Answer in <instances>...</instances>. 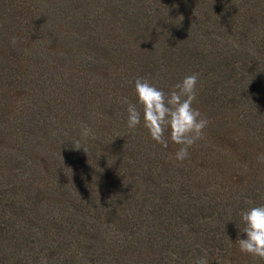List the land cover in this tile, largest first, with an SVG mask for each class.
Returning a JSON list of instances; mask_svg holds the SVG:
<instances>
[{"label":"trees","instance_id":"obj_1","mask_svg":"<svg viewBox=\"0 0 264 264\" xmlns=\"http://www.w3.org/2000/svg\"><path fill=\"white\" fill-rule=\"evenodd\" d=\"M193 73L181 163L122 100ZM261 154L264 0H0V264H264L235 244Z\"/></svg>","mask_w":264,"mask_h":264},{"label":"clouds","instance_id":"obj_2","mask_svg":"<svg viewBox=\"0 0 264 264\" xmlns=\"http://www.w3.org/2000/svg\"><path fill=\"white\" fill-rule=\"evenodd\" d=\"M12 42L15 43L14 38ZM198 85L197 73L185 76L169 92L158 88L148 78H137V103H132L127 98L122 100V103L127 105L128 128L135 130L143 122V127L155 142L167 148L170 139L179 146L175 153L177 161L182 163L188 160L189 149L204 138L205 129L210 123L193 106L197 100ZM81 129L83 137L91 134L88 125L82 124ZM75 148L80 149L79 142ZM258 162L264 163V154L258 157ZM241 215L246 238H238L235 244L242 253L264 260V205H253ZM194 264H209L207 252L198 257Z\"/></svg>","mask_w":264,"mask_h":264}]
</instances>
